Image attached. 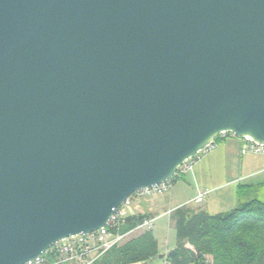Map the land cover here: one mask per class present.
<instances>
[{
    "label": "water",
    "instance_id": "1",
    "mask_svg": "<svg viewBox=\"0 0 264 264\" xmlns=\"http://www.w3.org/2000/svg\"><path fill=\"white\" fill-rule=\"evenodd\" d=\"M222 134L264 146V0H0V264L99 230Z\"/></svg>",
    "mask_w": 264,
    "mask_h": 264
},
{
    "label": "trees",
    "instance_id": "2",
    "mask_svg": "<svg viewBox=\"0 0 264 264\" xmlns=\"http://www.w3.org/2000/svg\"><path fill=\"white\" fill-rule=\"evenodd\" d=\"M220 140V136L216 141ZM178 180L174 178L172 180ZM259 188L239 186L237 204L227 212L211 215L202 207L183 205L169 215L175 232L173 256L168 264H264V202ZM146 215L124 217L119 234H128L93 264H150L159 255L151 231L127 240Z\"/></svg>",
    "mask_w": 264,
    "mask_h": 264
},
{
    "label": "crops",
    "instance_id": "3",
    "mask_svg": "<svg viewBox=\"0 0 264 264\" xmlns=\"http://www.w3.org/2000/svg\"><path fill=\"white\" fill-rule=\"evenodd\" d=\"M243 145L242 139L228 136L219 142L216 150L203 154L205 157L197 160V165L189 174L191 181L197 183V196L204 193L207 196L211 190L215 192L216 188L231 189V197L229 198V206L231 207L233 204L235 206L237 204V188L239 186L259 188V192L264 191V155H242L241 148ZM202 188L203 191H201ZM167 194L164 196L156 195L160 198L149 200V205L142 206L139 204L138 207H141L133 215H146L154 220L155 217L160 216L158 214L162 215L165 211L176 208L183 203L178 201L176 184L170 188ZM204 197L202 202L196 203V205L202 204L205 201ZM173 203H176L175 207H173ZM202 208L211 215L219 214L221 210L217 203L210 200ZM133 210L137 209L134 208ZM171 212H167L166 215ZM122 217L124 216L122 215ZM152 229L150 231L153 233ZM163 244L162 252H169L167 241H164Z\"/></svg>",
    "mask_w": 264,
    "mask_h": 264
},
{
    "label": "built area",
    "instance_id": "4",
    "mask_svg": "<svg viewBox=\"0 0 264 264\" xmlns=\"http://www.w3.org/2000/svg\"><path fill=\"white\" fill-rule=\"evenodd\" d=\"M220 140L214 139L208 146L200 151L195 157L186 161L175 172L173 178L169 181L161 182L153 187L141 189L131 195L123 205L130 203L132 199H142L146 197L162 195L170 188L171 181L182 179L192 169L194 160L199 154H208L217 149L219 142L226 137H234L232 134L219 135ZM244 141V140H243ZM241 154L264 155V146L257 145L253 142L244 141L241 148ZM206 193L198 195L194 202L201 203ZM168 216L170 213L167 214ZM153 219V218H152ZM152 219L144 220L135 230L146 229L150 231L153 227ZM124 223L120 206L114 211L111 218L104 227L86 235H77L66 238L51 246L45 253L39 257L30 260L24 264H93L101 255L110 250L113 246L120 244L128 234H119L118 228ZM168 253V252H167ZM162 264H168L166 255Z\"/></svg>",
    "mask_w": 264,
    "mask_h": 264
},
{
    "label": "rangeland",
    "instance_id": "5",
    "mask_svg": "<svg viewBox=\"0 0 264 264\" xmlns=\"http://www.w3.org/2000/svg\"><path fill=\"white\" fill-rule=\"evenodd\" d=\"M205 155L203 154H199L198 157L194 160L193 165H192V169L193 170L194 166L197 165V160L204 158ZM189 171L184 179L182 180H175V181H171L170 183V188L176 184V192H177V197H178V201L183 202L181 205L177 206L176 208L167 210L164 212V214H158L160 216L155 217L154 222H153V237L157 243V248H158V253L159 255H164L165 253L162 252V249L164 248V241H167L168 243V248H169V252L172 251L175 247L176 244V239H175V232L172 226L169 225V221H168V216L166 215L167 212H171L183 205L186 206H193V207H202L205 206V204L210 200L211 202L217 203L218 204V208L221 209L220 213L222 212H227L232 210L235 207V204H233L231 207L229 206V198L231 197V189H220V188H216L213 192V190L210 191V194L205 196L204 199L205 201L200 204V205H196V203H194L195 198L197 197V183L196 182H192L191 179L189 178ZM169 188V190H170ZM219 189V190H218ZM169 190L161 195H168L167 193L169 192ZM217 190V191H216ZM201 191H203V188L201 189ZM196 196V197H195ZM195 197V198H193ZM257 199L261 202H264V191H260L259 193H257ZM160 196H151V197H146V198H142V199H132L131 203L129 205V203H127L126 205H120V209H121V213L124 217H128L133 215V213L137 212L139 210L138 205H142L145 206L146 204L149 205V200H153V199H159ZM176 203H173V207H175ZM129 205V206H128ZM137 207V208H136ZM137 209V210H133V209ZM154 217V216H153ZM146 229H139V230H135L134 232H132L127 240H130L134 237H136L137 235L146 232ZM156 236V237H155ZM160 250V251H159ZM150 264H162V260H155Z\"/></svg>",
    "mask_w": 264,
    "mask_h": 264
}]
</instances>
